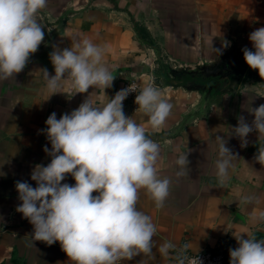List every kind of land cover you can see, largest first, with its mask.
<instances>
[{"label":"crops","instance_id":"crops-1","mask_svg":"<svg viewBox=\"0 0 264 264\" xmlns=\"http://www.w3.org/2000/svg\"><path fill=\"white\" fill-rule=\"evenodd\" d=\"M37 19L44 42L21 73L0 80V264H72L59 242L49 246L32 240L33 225L16 211L22 202L15 184L27 181L35 187L34 167L50 163L44 147L51 144L41 130L51 113L59 119L89 95L103 107L128 80L142 88L152 83L172 105L159 129L151 128L138 106L125 114L161 144L157 171L171 184L162 207L146 189L139 190L137 207L156 226L153 251L117 264H175L172 254L184 243L199 253L222 238L238 247L234 235L264 239V222L251 219L264 211V166L254 159L264 135L250 133L243 148L232 135L239 116L251 123L254 116L246 110L264 104V78L247 65L242 51L252 49L250 33L264 26V0H48ZM135 24L145 30L147 41L139 38ZM85 38L106 47L103 63L116 77L112 87L93 86L80 94L71 81L61 80V93L52 96L40 69L55 75L49 57L54 47H71ZM224 39L230 41L226 49ZM183 75L215 79L208 87L185 86L177 79ZM216 135L238 153L223 182L216 175ZM182 153H188L189 166L187 175L177 178ZM64 182L75 184L70 175ZM245 195L258 199L245 204ZM169 241L176 247L164 256L159 248Z\"/></svg>","mask_w":264,"mask_h":264},{"label":"clouds","instance_id":"clouds-1","mask_svg":"<svg viewBox=\"0 0 264 264\" xmlns=\"http://www.w3.org/2000/svg\"><path fill=\"white\" fill-rule=\"evenodd\" d=\"M47 2L0 0V80L21 73L44 42L45 31L37 13ZM249 40L252 49H242L244 60L264 78V26L252 31ZM222 45L226 49L230 41L224 39ZM105 51L106 47L87 38L71 47H54L49 57L55 75H50L47 68L40 69L47 90L52 96L61 93V80L71 81L80 94L93 86L112 87L116 77L103 63ZM135 89L136 85L130 83L103 107L96 106L89 95L78 108L59 119L55 112L51 113L46 128L41 130L51 144L50 149L44 147L50 163L34 167L31 179L35 187L27 181L15 184L22 202L16 211L33 225L32 240L49 246L59 242L72 264H117L124 258L153 251L156 226L149 215L138 209V193L146 189L156 206L162 207L171 180L162 178L157 171L161 144L150 138L143 124L125 115L123 102L130 93H137ZM135 103L137 111L148 115L152 129L161 128L172 109L152 83L137 93ZM246 111L254 116L251 123L241 115L232 128L242 148L247 147L250 133L256 132L258 138L264 135V104ZM214 139L219 150L216 175L223 182L233 161L238 160V153H233L224 137L216 135ZM254 159L264 166V146L258 147ZM176 164V177L187 175L188 153L180 154ZM68 175L75 184L64 182ZM257 199L245 195L241 202L252 204ZM251 219L254 223L264 222V211ZM234 238L238 247L229 249L230 264H264V239L248 235L244 238L242 234ZM175 247L165 242L159 252L168 256ZM189 248V243L181 246L176 253L177 264H203L199 256L187 255Z\"/></svg>","mask_w":264,"mask_h":264},{"label":"built area","instance_id":"built-area-1","mask_svg":"<svg viewBox=\"0 0 264 264\" xmlns=\"http://www.w3.org/2000/svg\"><path fill=\"white\" fill-rule=\"evenodd\" d=\"M130 83L136 85V92L139 93L142 89V86L132 80H128L124 82L123 88H127ZM137 93L133 92L130 93L129 96L126 98V100L123 102V108L125 114L130 109L136 108L138 105L135 103V97ZM185 244V243H184ZM235 248L233 241L230 238H222L217 246L213 249H207L203 250L199 253H192L189 249L187 250V255L189 257L195 258L198 257L202 260L203 264H229L230 263V255H229V249ZM181 247L176 248L174 253L172 254V258L174 259L175 264H177L176 261V253L180 252Z\"/></svg>","mask_w":264,"mask_h":264},{"label":"trees","instance_id":"trees-1","mask_svg":"<svg viewBox=\"0 0 264 264\" xmlns=\"http://www.w3.org/2000/svg\"><path fill=\"white\" fill-rule=\"evenodd\" d=\"M135 29L137 31V35L139 36V38H141V40L143 41H147V33L145 32V30L143 28H141L140 26H138L137 24H135ZM179 80V83L181 85H189L190 83H199L202 84L206 87H208L209 85H211V83H213L214 81V77H196L194 75H183L182 77H178L177 78Z\"/></svg>","mask_w":264,"mask_h":264},{"label":"water","instance_id":"water-1","mask_svg":"<svg viewBox=\"0 0 264 264\" xmlns=\"http://www.w3.org/2000/svg\"><path fill=\"white\" fill-rule=\"evenodd\" d=\"M237 82V78L233 80V84H235Z\"/></svg>","mask_w":264,"mask_h":264}]
</instances>
